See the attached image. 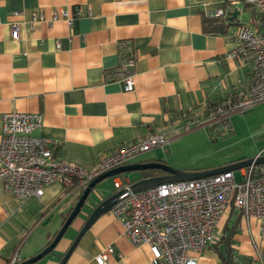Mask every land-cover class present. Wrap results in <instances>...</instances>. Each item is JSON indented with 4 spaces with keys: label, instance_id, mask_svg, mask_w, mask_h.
I'll list each match as a JSON object with an SVG mask.
<instances>
[{
    "label": "crops",
    "instance_id": "0c3cea01",
    "mask_svg": "<svg viewBox=\"0 0 264 264\" xmlns=\"http://www.w3.org/2000/svg\"><path fill=\"white\" fill-rule=\"evenodd\" d=\"M226 2L0 0V131L4 112L40 111L41 126L34 133L54 144L57 157L84 170L149 132H165L169 145L177 136L175 130L202 118L209 101L234 95L250 79L251 66L227 56L236 46L230 34L238 24L225 33L203 28L204 17L218 7L227 8ZM60 9L71 16L80 9L81 15L71 25L60 15L48 22L52 12ZM33 10L41 11L46 19L30 25ZM14 22L16 37L11 34ZM127 46L135 53L134 86L129 90L112 71L120 65ZM231 114L218 122L219 129L226 122L230 125L223 135L235 131ZM156 150L163 152L152 149L131 162L160 158ZM262 153L264 148L248 157ZM238 159L244 158L230 156L201 165L164 161L179 169L202 170ZM81 188L70 189L54 181L41 196L19 201L4 191L0 181V264H9L13 257L20 262L40 251L61 226ZM111 191L96 184L87 208ZM87 208L71 223L70 233H64L49 253L30 264H58ZM261 224L230 206L219 220L215 240L230 235L236 261L263 264ZM107 245L113 246L112 264H152L148 247L134 246L110 210L85 230L64 264H96L94 256ZM218 246L212 243L197 254L196 264H224Z\"/></svg>",
    "mask_w": 264,
    "mask_h": 264
},
{
    "label": "built area",
    "instance_id": "2783aa9c",
    "mask_svg": "<svg viewBox=\"0 0 264 264\" xmlns=\"http://www.w3.org/2000/svg\"><path fill=\"white\" fill-rule=\"evenodd\" d=\"M243 2L257 9L253 26L239 23L230 36L236 46L227 56L236 58L241 65L251 66V76L245 87L236 89L234 95L224 97L222 105L209 110L207 119L190 120L193 123L208 121L213 125L225 122L232 112L241 111L264 101V0H227V8L218 7L210 12L224 16L228 10L238 9ZM18 13V12H17ZM60 15L71 25L74 17L81 15L75 9L73 16L65 9L54 11L48 22ZM30 25L45 20L38 10L31 11ZM11 34L16 37L17 23L11 24ZM55 47L59 46L57 40ZM135 53L130 46L120 60L118 71L124 89L134 86L133 65ZM40 111H6L2 114L0 131V181L4 191L12 193L19 201L43 194L44 187L54 181L74 189L84 187L91 179L114 167L130 163L136 156L168 144L165 132H149L142 137L122 144L108 153L92 169L84 170L56 156L54 144L34 131L41 126ZM229 123L219 130L229 131ZM263 154V153H262ZM234 170L193 179L167 181L148 188L131 191L125 173L112 176L113 190L124 192L110 211L120 219L122 234L134 245H146L152 264H196L197 254L215 241V230L223 212L230 206L245 216L260 220L264 232V163H250ZM113 246L103 247L95 256L96 264H112ZM13 257L9 264H16ZM264 264V262H263Z\"/></svg>",
    "mask_w": 264,
    "mask_h": 264
},
{
    "label": "rangeland",
    "instance_id": "374dc122",
    "mask_svg": "<svg viewBox=\"0 0 264 264\" xmlns=\"http://www.w3.org/2000/svg\"><path fill=\"white\" fill-rule=\"evenodd\" d=\"M238 8L240 12L236 17V22L253 26L258 14L257 9L243 2L239 4ZM202 112L201 117L207 119L209 113ZM208 121L193 123L189 129L181 127L175 130L174 134L177 136L169 145L165 146V152L156 150L155 153L170 164L175 161L182 164L201 165L217 162L230 156L250 158L248 156L264 148V101L241 111L232 112L230 123L235 131L231 134L222 135L219 127L207 123ZM126 176L129 180H133L139 177V171L128 172ZM235 176L239 177L237 169H235ZM97 185L105 190H113L112 176L102 179ZM91 198H93V190L78 215L87 208L86 202ZM70 226L71 224L65 233H70Z\"/></svg>",
    "mask_w": 264,
    "mask_h": 264
},
{
    "label": "water",
    "instance_id": "95a60500",
    "mask_svg": "<svg viewBox=\"0 0 264 264\" xmlns=\"http://www.w3.org/2000/svg\"><path fill=\"white\" fill-rule=\"evenodd\" d=\"M238 12H239L238 9L236 8L233 9V11L231 12L230 18L232 19V18L237 17ZM252 162L257 163V164L264 163V153L260 155H256L254 157H250V158H244V159H238L235 161H231L229 163L223 164L218 167H212V168L202 169V170L179 169V168H176V167H173L167 164L166 162L159 161V160H145V161L130 162V163H126V164L114 167L112 169H109L95 176L83 187L76 202L72 206L68 215L62 221L61 226L55 232L52 239L36 254L16 264H30L42 258L47 253H49L55 247L58 240L65 233L69 225L78 216L83 204L85 203L87 197L89 196V194L91 193L95 185L106 177L114 176L119 173H128L131 171H139V170H144V169H160L163 171V173L159 175L140 177V178H136L132 180L131 183L129 184L130 190L139 191V190L148 188L150 186L157 185V184L167 182V181L193 179V178H198L202 176L216 174V173L227 171V170L238 169L240 167L247 166ZM123 192H124L123 188L118 189V190H112L107 196H105L98 202H95V204L91 207V209L86 213V216L84 218V221L81 227L79 228L76 235L72 239L70 245L64 252L58 264L65 263L67 257L69 256L71 251L74 249L75 245L77 244L78 240L80 239L82 234L85 232V230L92 224V222L99 215L109 211L111 207L117 202L118 197ZM52 216L53 215L51 214L49 217H47L45 221L43 222V224H46L49 221V219L52 218ZM218 249H219L220 254L224 255L223 246L221 244L218 246Z\"/></svg>",
    "mask_w": 264,
    "mask_h": 264
},
{
    "label": "trees",
    "instance_id": "16d2710c",
    "mask_svg": "<svg viewBox=\"0 0 264 264\" xmlns=\"http://www.w3.org/2000/svg\"><path fill=\"white\" fill-rule=\"evenodd\" d=\"M232 10H228L225 16H213V15H208L204 17L203 20V28L204 31L206 32H220V33H225L228 28L237 25L239 23L236 22V17L235 18H230ZM115 75H119L118 67H116L114 70H112ZM224 102V98L222 99H217V101H209L208 106H207V112L209 110H213L216 107L222 105ZM153 160H159L165 162L161 158H152ZM163 171L160 169H144V170H139V177H147V176H153V175H159L162 174ZM127 174V173H125ZM82 189V188H81ZM66 217V216H65ZM230 235H225L221 236L218 240H215L213 242L215 248L217 249V244H221L223 246L224 250V255H221L222 262L224 264H240L238 261L235 260L234 255L231 251L230 248Z\"/></svg>",
    "mask_w": 264,
    "mask_h": 264
}]
</instances>
